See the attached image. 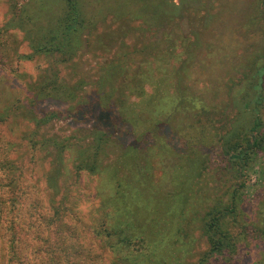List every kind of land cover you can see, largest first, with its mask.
I'll use <instances>...</instances> for the list:
<instances>
[{
  "label": "rangeland",
  "instance_id": "obj_1",
  "mask_svg": "<svg viewBox=\"0 0 264 264\" xmlns=\"http://www.w3.org/2000/svg\"><path fill=\"white\" fill-rule=\"evenodd\" d=\"M104 1L111 8L97 16L95 26L81 36L90 43L70 63L57 66L68 85L77 80L83 83L79 96L95 93L108 63H122L125 72L120 81L125 89L135 82L136 74L144 78V93L129 95L124 104L134 111L138 125L107 150L108 189L101 188L105 174H77L74 169V148L79 144L75 140L91 121L85 125L65 118L36 124L42 113L66 112L76 100H41L34 108L28 105L46 59L26 58L32 49L25 28L2 31L10 19L18 22L22 7L30 0H0L3 224L7 226L13 218L25 252L29 247H49L48 252L41 251L46 264L51 263L52 246L60 258L64 257L62 249L68 248L70 262L112 264L114 253L101 243L102 235L98 238L91 230L104 211L98 191L102 195L109 190L117 198L121 219L146 230L151 226L162 229L156 237L150 236L157 244L156 252L187 264L196 262L208 249L200 218L212 205L228 201L234 189L241 199L242 216L264 226V150L252 157L242 175L231 168L221 147L226 132L240 121H249L230 100L242 79L264 62V0H155L169 12L166 19L158 16L155 20L145 12L119 15L112 0H100ZM47 4L56 6L55 0ZM261 114L264 118V107ZM155 123H168L178 132L181 142L177 147L170 146L164 131L152 130ZM55 137L70 142L56 174L54 147L39 144ZM52 201L61 206L58 218L53 216ZM263 246L252 240L240 264H264ZM2 249L0 242V259Z\"/></svg>",
  "mask_w": 264,
  "mask_h": 264
},
{
  "label": "trees",
  "instance_id": "obj_2",
  "mask_svg": "<svg viewBox=\"0 0 264 264\" xmlns=\"http://www.w3.org/2000/svg\"><path fill=\"white\" fill-rule=\"evenodd\" d=\"M47 2L48 0H30L22 7L18 22L14 18L10 19L4 24L2 31L16 27L25 28V37L32 49V53L26 55V58L30 59L37 55L46 59L47 65L41 80L34 87L32 97L27 100L31 108H34L33 106L41 100H55L62 103L76 100L75 105L69 107L66 112L42 113L36 119V124L41 126L49 121L65 118L78 124L86 125L92 122L87 129H84L83 136L75 140L79 144L74 148L77 152L74 169L77 174L81 171H88L94 175L105 174L101 188L108 189L111 176L110 170L104 163L108 154L107 150L113 143H121L130 134V127L138 125V117L135 118L134 111H128L124 104L128 102L129 95L138 96L144 93V78L136 74L135 82L129 89H125L126 87L122 86L124 82L120 81L125 72L122 63H108L104 65L95 93L79 96V89L83 88V83L77 80L76 83L68 85L62 81L57 65L70 63L83 45L90 43L89 38L85 37V39L81 36L95 26L97 16L103 15L111 8L110 3L104 1L103 4L100 0H55L56 6L52 8L48 7ZM143 3L146 5H142ZM111 4L117 7L116 13L119 15L134 16L137 12H145L147 17L152 18L150 20H155L158 16H164L166 19L169 15V12L161 8L155 0H112ZM252 73L242 79L240 89L235 90L230 100L232 105L239 106L249 121L248 123H244L245 120L238 122L232 130L221 137V147L230 158L231 168L242 175L250 165L252 157L264 150V118L261 114V109L264 107V62ZM8 107L4 109V112L8 110ZM192 112L193 110L189 111L190 115ZM158 128L161 132H165V136L171 141L169 142L171 147H177L181 142L178 132L168 123L152 125V130L155 131ZM39 144L54 147V172L58 173V168L64 163V148L70 142L68 139L57 140L55 137L42 139ZM136 144L132 145L134 149L138 147ZM237 192V189H234L228 201H219L202 215L200 230L205 236L208 249L196 262L188 264H240L244 251L252 240L260 241L264 245V226H256L257 223L252 217L242 216L241 199L237 196ZM115 193L120 195L117 191ZM98 194L100 197L103 196L101 209L104 208V211L102 216L97 215L98 222L91 230L98 238L102 235L101 243L114 253L112 264L113 262L116 264H187L184 261L169 259L170 256L168 258L160 255L159 251L156 252L157 244H154L150 236L156 237L162 229L155 230L151 226L146 230L131 220L121 219L117 212L118 204L115 194L109 190L102 195L98 191ZM51 210L53 216L58 218L61 206L52 201ZM13 221L11 218L8 220V225H4L1 211L0 242L4 253L0 264H46L41 259V251L47 249L48 252L49 247L43 246L39 250L27 245L29 250L28 253L25 252L24 241L15 229ZM50 248V264H78L79 261L67 260L68 248L62 249L64 257L61 258L57 257L53 246ZM118 253L121 255L119 256ZM97 257L100 258L101 255ZM99 264H102V260H99Z\"/></svg>",
  "mask_w": 264,
  "mask_h": 264
}]
</instances>
